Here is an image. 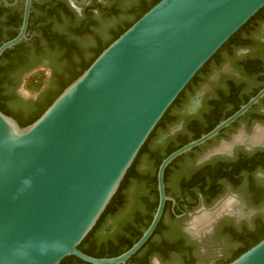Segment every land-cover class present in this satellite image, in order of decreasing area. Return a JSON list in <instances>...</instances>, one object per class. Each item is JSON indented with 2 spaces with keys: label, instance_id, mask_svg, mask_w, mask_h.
<instances>
[{
  "label": "water",
  "instance_id": "water-1",
  "mask_svg": "<svg viewBox=\"0 0 264 264\" xmlns=\"http://www.w3.org/2000/svg\"><path fill=\"white\" fill-rule=\"evenodd\" d=\"M84 1L72 0L76 5ZM31 3L23 0L17 33L0 44V56L27 40ZM263 6L264 0H159L32 123L19 127L0 112V264H59L69 256L86 264H126L151 236L165 202H172L164 194L166 167L244 114L264 96V86L210 131L161 160L155 174L156 207L128 250L94 258L77 246L177 95ZM232 147L230 143L228 150ZM217 153L212 150L203 159ZM225 198L238 204L233 195ZM223 199L190 215L184 233L197 241L209 233L218 218L229 214L214 215L198 234L188 231L190 221L204 210L214 212ZM227 264H264V237Z\"/></svg>",
  "mask_w": 264,
  "mask_h": 264
},
{
  "label": "trees",
  "instance_id": "trees-1",
  "mask_svg": "<svg viewBox=\"0 0 264 264\" xmlns=\"http://www.w3.org/2000/svg\"><path fill=\"white\" fill-rule=\"evenodd\" d=\"M104 1L103 5L96 4L84 9L81 17L74 16L63 4L33 5L32 9L37 10L36 13L35 10L33 12L30 10L26 30V33L33 31V35L28 41L20 42L11 49L5 50L0 56L1 113L11 117L19 127L32 123L109 43L159 0ZM91 9H95L97 15H93ZM20 16L21 8L18 12L15 10L12 22L13 31H9L6 38L0 40V44L16 35ZM263 22L264 6L232 34L184 86L139 149L116 192L92 229L77 246L79 251L94 258H111L128 250L148 226L156 207L155 172L161 160L181 146L210 131L217 123L229 117L241 105L245 104L259 90V88L255 89L252 94L242 100L234 101L233 99L231 111L224 114L217 111L216 117H209L206 124L193 123L189 127L184 126L181 132L170 137L168 146L161 154L151 153L148 155V152H151L149 150L151 143L159 136L165 135L169 127L181 121L180 116L175 117L172 114L182 103L186 90L197 80V76L205 73L211 64L216 65L221 56L231 57L234 48L244 46L251 41L259 43L257 40L260 38L264 41V34L256 38L257 28ZM40 67H43V70H38L30 75L23 83V89L31 95H36V98L33 100L17 97L14 90L20 84L21 77ZM258 68L262 69V66L257 60H254L252 66L244 67L240 72L241 74H251ZM44 69L50 70L48 78L45 77ZM195 149L197 147L178 158L192 156ZM263 154V152H242V155L230 160L211 159L196 168L197 170L190 180V186L197 188V192L203 196L204 204L209 206L220 193L218 181L223 180L232 186L236 193L241 194L249 206L264 208V183L261 188L259 186L256 189L250 185L249 176H247L255 169L264 170ZM143 159L147 160L149 169L153 170V178L147 183V188L152 190L155 195V201L150 204L142 201L138 194L140 183L135 181V170L139 161ZM127 188L130 190L131 200L128 203L126 218L123 220L119 216L112 215L115 211L120 212L124 202V191ZM164 209L151 236L139 250L130 256L126 264H148L153 255L160 262L172 259L175 264H194L198 256V247L194 241L179 233L175 225H172L170 231L167 230L165 234H161ZM174 217L175 214L169 213V220H174ZM110 218L114 220V228L110 233L104 234L102 227ZM221 232L222 234L215 237L229 250L212 264H227L261 240L264 237V218L258 214L250 222L243 221L239 225H234L231 222ZM59 264L86 263L69 256L63 258Z\"/></svg>",
  "mask_w": 264,
  "mask_h": 264
},
{
  "label": "flooded vegetation",
  "instance_id": "flooded-vegetation-1",
  "mask_svg": "<svg viewBox=\"0 0 264 264\" xmlns=\"http://www.w3.org/2000/svg\"><path fill=\"white\" fill-rule=\"evenodd\" d=\"M22 3L23 0H0V40L5 39L9 31H13L12 22L15 10L18 12L20 8L22 9ZM48 3L51 5L63 4L74 16L81 17L84 9L96 4L103 5L105 1L85 0L81 5H76L72 0H32L30 10L32 12L35 10L32 9L33 5L45 6ZM36 10L34 11L35 13ZM90 11L93 15H97L95 9H91ZM257 31L258 35L256 38L264 34V22L258 26ZM32 35L33 31L27 33L26 41H28ZM257 41H259V43L251 41L244 44V46L234 48L231 57L225 58L221 56L216 65L211 64L210 68L205 73L197 76V80L186 90L182 103L172 114V116L175 117L180 116L181 121L169 127L165 135L159 136L151 143L149 146L151 152H148V155L151 153L161 154L164 148L168 146L167 143L170 137L181 132L184 126L189 127L193 123L206 124L209 117H216L217 111L222 112V114L231 111L233 109V106H231L233 99L234 101L242 100L244 97L252 94L255 89L259 88L260 90L264 86V41H262L261 38ZM254 60H257L261 64L262 69L258 68L251 74H241L240 70L244 67L252 66ZM38 70H43V68L34 69L23 75L18 86L23 87L25 80ZM17 88L18 87L14 90V94L22 98V96L18 94ZM257 126L264 127V96L234 122L218 132L215 137L198 146L197 149L193 151L192 156H183L182 158L174 159L168 165L169 167L166 172L164 171V194L166 197L172 199V202L166 201L164 204L165 209H163L165 213L161 220V234H165L167 230L170 231L172 225H175L179 233L183 234L189 240L194 241L198 247V256L194 264H212L221 257V243L215 236L222 234L221 230H225L231 222L234 225H239L241 222H247L258 214L262 215L260 209L249 207L248 205L245 206L239 200L240 198L237 196L234 188L223 180L218 181L220 193L212 200L213 202L209 206L204 204L203 196L197 192V188L195 186H190V180L195 174L196 168L211 159L220 158L230 160L239 157L242 155V152L264 153V138L255 143L253 142L254 138L252 139L256 131L261 130L255 129ZM261 141H263L261 145L255 146V144ZM230 143L233 144V147L231 150H228ZM212 150H217L218 153L212 155L207 160L203 159ZM148 166L147 160L143 159L139 161L135 170V181L136 183H140L138 185V194L146 204L155 201L153 191L147 188V183L153 178V170L151 171ZM247 176H249L248 181L250 185L256 189L259 188V186L261 188L264 183V170L255 169L251 173H248ZM129 191L128 188L125 189L124 202L120 208V212L117 213L115 211L112 216H119L123 218V220L126 218L129 206L128 203L131 200V193ZM190 191H192V195ZM226 195H233L235 200L238 201L233 211L227 213L229 215L218 218L216 222L213 223L211 231L201 235L198 241L190 238L184 233L183 229L190 215L200 207L209 208L215 202L223 198V201L227 200L228 198H225ZM157 198L158 197H156V201ZM223 201H221L219 205ZM169 213L175 214L174 220H169ZM262 217L264 218V214ZM114 225V220L112 218L108 219L102 227V233H110ZM190 227L191 225L189 224V228ZM205 227L203 228L204 230H206ZM153 259L156 260L157 264H165V262H160L155 255L150 257L148 264H154Z\"/></svg>",
  "mask_w": 264,
  "mask_h": 264
},
{
  "label": "bare ground",
  "instance_id": "bare-ground-1",
  "mask_svg": "<svg viewBox=\"0 0 264 264\" xmlns=\"http://www.w3.org/2000/svg\"><path fill=\"white\" fill-rule=\"evenodd\" d=\"M263 138H264V129L257 130L255 135L252 137L254 143L259 142ZM235 205L236 202L233 199L228 198L227 200L223 201L220 205H218V207L214 212L204 210L205 212L192 218V220L190 221L191 227L188 229V231L192 234H198L199 233L198 231H200L210 223L214 215L221 213H230L233 211Z\"/></svg>",
  "mask_w": 264,
  "mask_h": 264
},
{
  "label": "rangeland",
  "instance_id": "rangeland-1",
  "mask_svg": "<svg viewBox=\"0 0 264 264\" xmlns=\"http://www.w3.org/2000/svg\"><path fill=\"white\" fill-rule=\"evenodd\" d=\"M124 16H126V15H124ZM123 18H125V17H123ZM46 65H47V63L46 62H44ZM40 68H43V67H40ZM44 73H45V77L46 78H48V76H49V73H50V70L49 69H44ZM17 92H18V94L20 95V96H22V98H24V99H35L36 98V95H31L30 93H28L26 90H24L23 89V87L22 86H18V88H17ZM237 194V196L240 198L239 200L245 205V206H247L248 205V203L245 201V199L242 197V195L241 194H239V193H236ZM249 206V205H248ZM249 207H251V206H249ZM210 208V207H209ZM205 209H208V207H205ZM258 209H260L261 210V213H262V215L264 214V208H258ZM251 220V219H250ZM250 220L249 221H247V222H250ZM221 257H222V255L223 254H226L227 252H228V247L227 246H225L224 245V243H222L221 242ZM220 257V258H221ZM165 264H175V263H173V260L171 259V260H169V261H167V262H165Z\"/></svg>",
  "mask_w": 264,
  "mask_h": 264
}]
</instances>
